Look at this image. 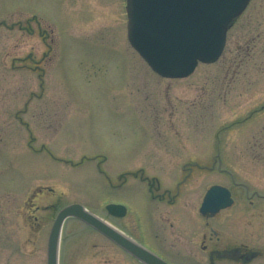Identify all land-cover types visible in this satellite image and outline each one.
<instances>
[{
    "label": "rangeland",
    "instance_id": "374dc122",
    "mask_svg": "<svg viewBox=\"0 0 264 264\" xmlns=\"http://www.w3.org/2000/svg\"><path fill=\"white\" fill-rule=\"evenodd\" d=\"M244 19L218 62L167 79L131 46L126 0H0V264H47L54 221L70 204L171 264H209L196 231L216 184L235 199L218 215L220 234L261 251L250 264H264V0ZM218 153L214 169L192 165L213 167ZM141 168L173 189L189 175L181 200L193 226L163 223L164 254L153 226L158 205L129 175ZM111 204L127 216H111ZM60 264L135 263L70 218Z\"/></svg>",
    "mask_w": 264,
    "mask_h": 264
},
{
    "label": "water",
    "instance_id": "95a60500",
    "mask_svg": "<svg viewBox=\"0 0 264 264\" xmlns=\"http://www.w3.org/2000/svg\"><path fill=\"white\" fill-rule=\"evenodd\" d=\"M251 0H127L128 37L154 72L164 78L189 77L199 63L212 64L225 49L227 32ZM234 203L231 191L215 185L207 192L201 213L215 215ZM110 214L125 216L122 205H109ZM78 218L136 256L145 264H168L122 231L80 204L57 215L48 242V264H59L65 221Z\"/></svg>",
    "mask_w": 264,
    "mask_h": 264
},
{
    "label": "flooded vegetation",
    "instance_id": "af4514ba",
    "mask_svg": "<svg viewBox=\"0 0 264 264\" xmlns=\"http://www.w3.org/2000/svg\"><path fill=\"white\" fill-rule=\"evenodd\" d=\"M253 2H254V0L250 1L249 5L245 9V11L238 18H236L234 20V22L232 23V25L230 26L228 33H227V42H228V38H229L230 33L239 25V23L241 21H243V20L245 21L244 16L251 9ZM262 107L264 110V105H262ZM220 155H222V154L218 153L215 156H213V158H212L214 160L213 167H208V166H210L208 164H205L203 167L201 165V163H199V162H197V163L193 162L192 165L196 164V166H198V168H197L198 170L207 169V168L208 169H212V168L214 169V167L217 165L216 162L220 159V157H219ZM175 156L177 158H180L181 153H177ZM189 164H191V162L187 163L188 166H189ZM187 165L184 167V169H187ZM226 172H228L227 169H226ZM176 174H178V171L172 175H176ZM129 175H131L133 177V179H135L134 181H139V182L148 186L149 191H150L151 196H152V199L158 205L157 206V212H156L157 215L155 217L156 220L153 221V226H154V231L157 233L155 238H156V240H158L160 242V244H162L161 246H163V247H161V246L158 247V249L161 250V252L164 254V252L162 251V248H164L163 243L167 241L165 236H164V232H163L165 230H163V231L159 230V227L163 223L166 224V226H167V224H169V226H167V227H170L172 229L176 225L178 228L180 226H182V228L190 227V225L193 226V224H190L189 221L187 220V217H186L187 210L184 211L185 209L182 208L183 202L181 200V197H182L181 186L183 183H185L189 180V177H188L189 175H184V177H182V179H179L175 183L174 189H173V187L172 188L165 187L163 179H161L159 177L145 175V169H143V168H141L137 171H134V172L131 171V172H129ZM163 175H165V174H163ZM122 176H123V174L120 176L119 179H122ZM168 176H170V175H168ZM173 181H174V179H173ZM121 185L122 184H119L118 186H121ZM247 196L249 199L248 201L252 202L253 200L250 199L248 191H247ZM258 197L264 199V195L258 194ZM163 206H164V208L167 209V211H165V212H164V210L161 211ZM168 208H170L171 211H169ZM200 208H201V205L199 207V214L201 215V218H203L205 221V228L200 229L199 231H196V238L198 240H200V244L202 245V250L205 253H207L209 264H223L225 261L233 262L235 264H250L255 259H257L261 256V253H262L261 251H257V252L251 251L246 244L240 242L237 239L234 240L231 237H226V238L222 237L223 235L220 234L221 231L219 228H222L224 221H223L222 217H221V219L218 218V215H220L221 212H219L215 215L205 216V215L201 214ZM169 213L171 215H169ZM240 216L241 215H239V217ZM115 218L121 219L124 217H115ZM218 219L220 221H218ZM240 220H243V217H241ZM240 220L237 219V222H240ZM198 221H199L198 223L201 224V219L198 218ZM233 222H234L233 218H231V220L227 221L226 224H228L231 228H233ZM89 227H91V226H89ZM159 232H162L163 236L159 235ZM230 232L232 234L234 233L232 230ZM124 233L127 234L126 232H124ZM102 236H104V235H102ZM104 237H106V236H104ZM129 237L132 240H134L137 244H139L142 247L146 248L147 250L155 253L156 255L161 257L164 261L171 264L164 257L157 254V252H155V250L153 248L149 247L148 245L147 246L144 245L137 238H132L131 236H129ZM106 239L109 240L110 242L114 243L109 238L106 237ZM159 242H158V244H159ZM114 245H116L118 248H120L122 251H124L126 254H128L129 257L134 261L135 264H145L140 259H138L136 256L126 252L124 249H122L117 244L114 243Z\"/></svg>",
    "mask_w": 264,
    "mask_h": 264
}]
</instances>
